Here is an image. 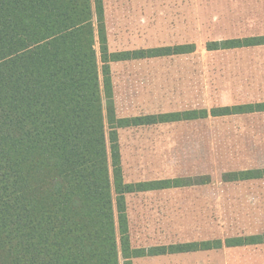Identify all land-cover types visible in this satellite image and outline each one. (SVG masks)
I'll list each match as a JSON object with an SVG mask.
<instances>
[{"label": "trees", "instance_id": "obj_1", "mask_svg": "<svg viewBox=\"0 0 264 264\" xmlns=\"http://www.w3.org/2000/svg\"><path fill=\"white\" fill-rule=\"evenodd\" d=\"M256 45L264 36L206 47ZM195 50L180 43L110 52L103 0H0V264H133L137 257L251 243L131 244L127 193L201 185L209 177L126 183L119 128L264 112L261 101L117 117L111 62ZM260 177L264 169L223 175Z\"/></svg>", "mask_w": 264, "mask_h": 264}, {"label": "rangeland", "instance_id": "obj_2", "mask_svg": "<svg viewBox=\"0 0 264 264\" xmlns=\"http://www.w3.org/2000/svg\"><path fill=\"white\" fill-rule=\"evenodd\" d=\"M121 4L123 11L119 12ZM109 5L110 30L113 34L127 30L132 35L130 45L195 42L197 48L190 55L118 66L115 85L120 113L264 99V46L206 51L208 40L263 34L264 0H112ZM122 148L129 179L208 173L213 177L206 186L130 198L132 235L137 244L224 238L244 229L246 216L251 214L245 206L251 203L253 186L221 185L220 175L227 168L264 164V116L172 122L126 132ZM140 262L223 264L216 249Z\"/></svg>", "mask_w": 264, "mask_h": 264}, {"label": "crops", "instance_id": "obj_3", "mask_svg": "<svg viewBox=\"0 0 264 264\" xmlns=\"http://www.w3.org/2000/svg\"><path fill=\"white\" fill-rule=\"evenodd\" d=\"M112 0H103L104 3V11H105V24H106V31H107V37H108V47L110 52H120V51H132V50H141V49H147V47H141V46H136V45H130L128 42L129 37V32L127 30H116V32L113 34L112 31L110 30V25H109V15H110V5L109 3ZM116 1V0H115ZM123 11L122 4L119 7V12ZM253 36H264L263 34H251V35H241V36H234V37H228V38H223V39H214V40H208L209 41H223L226 39H232V38H244V37H253ZM116 39V40H114ZM117 42L119 45H117ZM206 42V45H207ZM188 43H193L196 45L195 42H188ZM113 44L115 46H113ZM160 46V45H159ZM264 45H256V46H248V47H239L235 49H227V50H207V52H218V51H223V52H231V51H237V50H246V49H256L263 47ZM156 47V46H153ZM197 49V48H196ZM196 51V50H195ZM194 51V52H195ZM188 53V55L193 54ZM157 58H163V57H156V58H138V59H127V60H119V61H113L110 63L111 65V70H112V81H113V87H114V100H115V107H116V114L117 117L123 118V117H134V116H145V115H151V114H160L165 111H150V112H127V113H120L118 109V105L116 103V85H115V70L118 66H124L129 63H137V62H142V61H148L151 59H157ZM264 101V99H256V100H249V101H242V102H234V103H228V104H213L210 107L213 106H224V105H234V104H246V103H257ZM190 108V107H188ZM186 109V108H185ZM264 116V112H255V113H246V114H237V115H230V116H223V117H218V118H207L204 119H224V118H248V117H262ZM165 123H156V124H145V125H137V126H128V127H122L119 128V142H120V149H121V156H122V168H123V174H124V180L126 183H139V182H150V181H160L164 180L167 178H175V177H180V176H158V177H147V178H142V179H129L125 173L124 169V153H123V134L124 133H132V132H137L143 129H148V128H155L158 126H162ZM251 169H264V164H244L243 166L240 167H234V168H227L221 172V179L220 183L221 185H229V184H248L252 185L253 190L252 192V197H251V203L246 204L245 208L251 210V214L247 215V220H245V226L243 230H237L234 232L228 233L229 235L220 238L222 239L223 242H225L227 239H233V238H251L252 241L251 243H243V244H236V245H227L223 244L220 248L216 249L219 250L220 256L222 258V263L223 264H264V177L260 178H250V179H243V180H236V181H226L223 179V175L227 172H233V171H241V170H251ZM205 176L209 177V180L205 182L204 184L201 185H208L212 183L213 177L211 173L205 174ZM197 186V185H195ZM179 188V187H178ZM251 188V189H252ZM169 189H175V188H156V189H149V190H143V191H136L132 193H127L126 194V201H127V213H128V219H129V226H130V235H131V244L134 248H151L155 246H161V245H171V244H176L179 242L175 243H148V244H137L134 239H133V226L131 222V216H130V198H134L139 195H149L152 193H155V191H165ZM240 222L238 221V224ZM212 250V249H211ZM174 254H179V253H168V254H159V255H153V256H144V257H137L133 259V264H138L142 263L140 261H146V259H162V257H166L167 255H174Z\"/></svg>", "mask_w": 264, "mask_h": 264}]
</instances>
